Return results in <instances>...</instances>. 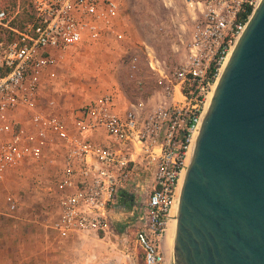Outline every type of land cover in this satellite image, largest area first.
<instances>
[{"label": "built area", "instance_id": "built-area-1", "mask_svg": "<svg viewBox=\"0 0 264 264\" xmlns=\"http://www.w3.org/2000/svg\"><path fill=\"white\" fill-rule=\"evenodd\" d=\"M261 1L160 0L172 13L162 41L168 48L157 41L141 49L156 83L153 94L121 114L116 96L107 93L80 107L69 124L48 111L55 101L41 104L44 78L75 48L122 41L121 3L30 0L33 22L16 31V42L0 43V66L7 70L0 76V180L59 149L53 229L60 237L108 234L128 195L144 264H174L165 251L177 218L173 208L217 84ZM6 19L0 9V26L9 28ZM143 172L150 173L147 184ZM6 203L17 212L16 196Z\"/></svg>", "mask_w": 264, "mask_h": 264}, {"label": "water", "instance_id": "water-1", "mask_svg": "<svg viewBox=\"0 0 264 264\" xmlns=\"http://www.w3.org/2000/svg\"><path fill=\"white\" fill-rule=\"evenodd\" d=\"M176 219L174 264H264V0L217 84Z\"/></svg>", "mask_w": 264, "mask_h": 264}, {"label": "rangeland", "instance_id": "rangeland-1", "mask_svg": "<svg viewBox=\"0 0 264 264\" xmlns=\"http://www.w3.org/2000/svg\"><path fill=\"white\" fill-rule=\"evenodd\" d=\"M119 1L124 39L105 44H84L77 48V52L68 55L69 57L65 59L67 72L63 77L61 76V82L57 84L67 91V88H73L72 84L77 83V91H79L77 95H80L83 101L118 90L128 96L131 102H138L147 99L156 89L154 77L142 58L141 49L144 43L156 47L157 41H161V44L158 43L159 48L165 50L168 48L162 41L164 32L171 26L172 13L161 5L160 0ZM135 58L138 60L134 63ZM74 69L77 71L72 72ZM75 102L77 104V98ZM62 166V152L56 149L50 151L42 163L29 162L7 174L3 180H0V213L11 214L8 211L6 198L14 195L19 203L17 212L13 214L15 217L36 209L32 217L38 222L49 224L52 229L58 217V198L54 186ZM142 179L147 184L150 181V173L143 172ZM123 207L114 214L116 219L112 223L110 238L125 243L131 254L136 249L137 255L140 254L138 264H141L142 249L136 244L134 229L127 224L123 225L127 222L126 215L122 214L125 212ZM0 217L7 219L3 215ZM6 224L0 225V237L1 230L7 229Z\"/></svg>", "mask_w": 264, "mask_h": 264}, {"label": "crops", "instance_id": "crops-1", "mask_svg": "<svg viewBox=\"0 0 264 264\" xmlns=\"http://www.w3.org/2000/svg\"><path fill=\"white\" fill-rule=\"evenodd\" d=\"M75 52H77V48L73 49L70 54H74ZM64 64L65 62L55 68L52 71L53 74L44 78V82L46 83L42 88L41 104L47 108L50 101H55L56 107L48 111L50 114H54L61 118L65 123L70 124L73 121L75 112L80 107L99 97L83 101L82 97L77 95V93H79V91H77V83L72 84V86H74L73 88H67V91L63 90V88L58 85V82H61V76L63 77L67 72ZM74 71H77V69L72 70V72ZM110 93L116 96L117 111L124 114L132 103L129 97L123 95L118 90H113ZM76 98L77 104L75 102ZM100 135L101 138H105L104 132H100ZM122 203L125 206L123 207L125 212H122V214L126 215L125 220H127L123 225L127 224L137 232L134 226L136 223L133 214L134 206L130 205L128 195L122 198ZM5 210L7 211V208H5ZM33 211H36V209L23 212L22 215L26 216L20 214L16 217L13 214L9 215L7 212L0 213V215L7 217V219L0 217V225L4 226V223H7V229L1 230L0 264L139 263L140 254L137 255L136 249L131 254L125 243L122 241V243H119L115 241V239L110 238L111 231L108 234L101 233L97 236L77 235L68 239H63L53 227L52 229L50 228L49 224L42 221L38 222L36 218L32 217V215H34ZM114 216L115 215H112L111 218V230L113 226L112 223L116 219Z\"/></svg>", "mask_w": 264, "mask_h": 264}, {"label": "trees", "instance_id": "trees-1", "mask_svg": "<svg viewBox=\"0 0 264 264\" xmlns=\"http://www.w3.org/2000/svg\"><path fill=\"white\" fill-rule=\"evenodd\" d=\"M0 9L7 12L6 23L9 28L0 26V43L8 45L16 42L20 36L16 32L24 31L26 25L33 22L34 16L30 6V0H0ZM7 70L0 66V76L6 75ZM133 211H137L134 209ZM144 251L142 250V262L144 264Z\"/></svg>", "mask_w": 264, "mask_h": 264}, {"label": "bare ground", "instance_id": "bare-ground-1", "mask_svg": "<svg viewBox=\"0 0 264 264\" xmlns=\"http://www.w3.org/2000/svg\"><path fill=\"white\" fill-rule=\"evenodd\" d=\"M183 183H184V181L182 182V186H183ZM179 200H180V197L178 198V201L173 208V214L174 215H176V214L178 215ZM176 227H177V219L172 220L171 223L169 224L167 236L165 239V251L167 252L166 254L168 256H170L172 254V251H173V244H174V239H175V234H176Z\"/></svg>", "mask_w": 264, "mask_h": 264}, {"label": "flooded vegetation", "instance_id": "flooded-vegetation-1", "mask_svg": "<svg viewBox=\"0 0 264 264\" xmlns=\"http://www.w3.org/2000/svg\"><path fill=\"white\" fill-rule=\"evenodd\" d=\"M130 205H132L131 203H130ZM131 207V206H130Z\"/></svg>", "mask_w": 264, "mask_h": 264}]
</instances>
